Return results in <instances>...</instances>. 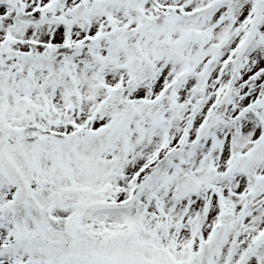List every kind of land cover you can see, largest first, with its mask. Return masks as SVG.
Masks as SVG:
<instances>
[{"label": "snow or ice", "instance_id": "snow-or-ice-1", "mask_svg": "<svg viewBox=\"0 0 264 264\" xmlns=\"http://www.w3.org/2000/svg\"><path fill=\"white\" fill-rule=\"evenodd\" d=\"M0 264H264V0H0Z\"/></svg>", "mask_w": 264, "mask_h": 264}]
</instances>
